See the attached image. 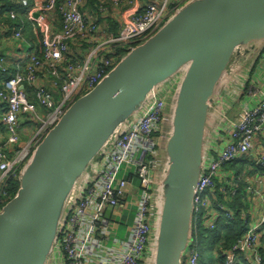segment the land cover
<instances>
[{"label":"built area","instance_id":"1","mask_svg":"<svg viewBox=\"0 0 264 264\" xmlns=\"http://www.w3.org/2000/svg\"><path fill=\"white\" fill-rule=\"evenodd\" d=\"M12 1L25 9L24 15L34 27L38 42L0 86V101L5 106L2 122L8 133L6 141L0 143V208L11 199L10 182L19 180L38 144L70 106L105 78L126 54L124 50L156 33L190 0H142L118 33L105 36L99 21L82 11L88 0ZM95 1L106 14L115 7H133L139 0ZM9 15L12 20L19 16L16 11ZM3 28L0 22V29ZM13 35L24 42L22 26L14 29ZM0 70L8 72L3 59ZM175 85L176 79L151 98L102 154L62 227L57 248L64 255L65 264H89L94 252L96 264H145L152 246L156 154L168 99ZM26 121L34 122L35 129L27 142L14 147L20 143ZM242 160L251 163L250 171L241 168L240 173L233 175L226 170L227 165ZM260 162L264 164V49L250 70L237 103L225 114L212 141L194 198L193 238L183 264H200L195 223L196 227L213 231L223 215L236 219L235 211L226 203L238 194L242 182L243 200L251 202L255 210V205L262 209L237 242L228 249L221 248V254L224 264H264V174H251L252 164ZM132 173L140 185L130 179ZM215 187L224 203L218 202ZM127 197L137 204L133 222L127 235L108 248L101 243L98 231L107 230L108 207L120 208Z\"/></svg>","mask_w":264,"mask_h":264},{"label":"water","instance_id":"2","mask_svg":"<svg viewBox=\"0 0 264 264\" xmlns=\"http://www.w3.org/2000/svg\"><path fill=\"white\" fill-rule=\"evenodd\" d=\"M263 49L264 0H190L131 47L70 106L22 168L16 195L0 209V264H48L102 154L175 79L159 145L164 154L157 163L151 262L183 264L212 141Z\"/></svg>","mask_w":264,"mask_h":264},{"label":"crops","instance_id":"3","mask_svg":"<svg viewBox=\"0 0 264 264\" xmlns=\"http://www.w3.org/2000/svg\"><path fill=\"white\" fill-rule=\"evenodd\" d=\"M32 1H35V0H32ZM141 2L142 0H139L137 2V5L133 7L130 5L115 7V8H112L108 13L104 14L99 10V6L95 0H88L87 6L83 7L82 11L99 21L102 36H105L107 33H118L119 30L122 27H124L125 24L129 21L133 12L137 9V7L141 5ZM10 4L11 6H9ZM10 11L18 12L19 16L16 20H12L10 18V15H9ZM24 13H25V9L22 8L21 5H19L18 3L12 0H0V22H2L4 26L3 29H0V61L1 59H3L4 66L8 68L7 73H4L0 70V86H1L2 81L8 77L9 73L16 70L18 65L21 64V62L24 60L27 54V51L34 44V42H38L37 35L35 34L34 29H33L34 27L31 25V22L27 19ZM20 26L23 27V37H24L23 43H22V39H17L13 35L14 29ZM171 96L172 94L170 95L168 102ZM169 104H168V108L166 111L167 114L169 110ZM4 110H5V106L0 101V143H4L8 135V133H6L7 129L5 128V125L2 122V114ZM34 129L35 127L28 128L27 126H25L24 133L22 136L25 139L22 140L21 144H16L14 145V147L22 146L25 142H27V140L30 138L31 134L33 133ZM163 154H164V151L163 150L161 151V148L159 147L157 149V154H156L157 162L159 161L160 158L162 162ZM260 164L262 167L257 168V169L258 170L262 169V170L258 172L252 168L251 174H254L256 172L264 174V164L261 162ZM133 183L136 186H138V181L133 180ZM85 187H86V184L83 186V189L81 190L80 195L82 194ZM136 191L137 190L133 192L135 195H136ZM122 203L123 205L120 208L111 211V214L108 217L109 223L107 225V230L104 231V228H101L98 231L100 232L98 234V237L100 238L101 243L108 248H112L116 240L122 239L127 235L129 227L131 226L133 219H134L137 204H133V202H131L130 197L123 199ZM259 207H260L259 205H255L254 206V208H256L255 210L253 209V204L251 202L244 201L243 208L241 209V211H239V216L241 217L242 222L245 225L246 229H247V226L250 224V222L254 220V217H257L258 215L257 211L258 212L261 211L262 207L260 208ZM70 212L71 210L69 211V213ZM60 235H61V232L59 236ZM58 240H59V237H58ZM58 240L49 258L48 264H65L66 263L64 255L61 254L57 248ZM263 243H264V238H263ZM151 258L153 262V258H154L153 253L149 252L146 255L145 264H152ZM96 263H97V260H96V255L94 252L90 256L89 264H96ZM103 264H109V263L104 262Z\"/></svg>","mask_w":264,"mask_h":264},{"label":"trees","instance_id":"4","mask_svg":"<svg viewBox=\"0 0 264 264\" xmlns=\"http://www.w3.org/2000/svg\"><path fill=\"white\" fill-rule=\"evenodd\" d=\"M9 6H11V4ZM128 51H129V48L124 50V53H127ZM256 166H257V168L262 167L260 163H256ZM130 179L134 180V181H138V185L141 184L139 179H137V176L133 173L130 174ZM13 181H17V180H12V182ZM12 182H10L9 188H8V193L11 196V198L16 195V193L20 187V184L18 183L19 180L17 183H14L11 185ZM244 189H245V183L242 182L240 185L238 194L232 198V201L230 203H226V204L230 205L231 208L235 211V213H236V219L235 220H230L225 215H223L221 217L219 223L217 224L216 229L213 231H208L206 229V227H204V226H197L196 227V223H195L194 237H195V245L198 248H199V244H200L199 235L201 232L202 233L203 232L208 233L210 236V239L212 237L211 245H213L215 243V240L220 238V241H219L220 249L217 252L216 257L214 258L215 261H217L216 264H224L225 258L221 254L222 250L228 249L229 247H231L232 244L237 242L241 238L243 233L246 231L245 225L243 224L242 219L239 216V211H241V209L243 208V203H244V201H243ZM215 194H216V198H217L218 202L224 203L223 197L221 196L218 187L217 188L215 187ZM221 248H223V249L221 250ZM220 250H221V252H220Z\"/></svg>","mask_w":264,"mask_h":264},{"label":"rangeland","instance_id":"5","mask_svg":"<svg viewBox=\"0 0 264 264\" xmlns=\"http://www.w3.org/2000/svg\"><path fill=\"white\" fill-rule=\"evenodd\" d=\"M173 91L174 90H172V93H173ZM25 126H27L28 128L35 127V123L32 121H26ZM6 133H7V131H6ZM22 136H23V134L20 132V143L19 144H21L22 140L25 139ZM250 164L251 163H249L248 160H246V161L242 160V161H240V163H233V164L227 165L226 170H228L229 172H231V174L234 175V173L235 174L240 173L242 171L241 168H243L247 171H250ZM252 165H254V167H252V168L255 169L256 171L260 172L262 170V169L258 170L255 163H253ZM258 172H256V173H258ZM17 182L18 181H13L11 183V185L14 183H17ZM3 206L4 205H2L1 208H3ZM199 239H200L199 251L201 254L200 264H214V263L216 264V261L214 258L216 257V254L220 249V244H219L220 238L215 240V243L213 245H211L212 237L210 239V236L208 233H204V232L202 233L201 232L199 235Z\"/></svg>","mask_w":264,"mask_h":264},{"label":"bare ground","instance_id":"6","mask_svg":"<svg viewBox=\"0 0 264 264\" xmlns=\"http://www.w3.org/2000/svg\"><path fill=\"white\" fill-rule=\"evenodd\" d=\"M121 113H122V111L121 112H119L117 115H116V117L114 118V119H116L119 115H121ZM119 121H117L115 124H114V122L106 129H104L103 131H102V133L96 138V140L94 141V143L92 144V146H97V145H100L103 141H104V139L107 137V134L111 131V129L115 126V125H117V123H118Z\"/></svg>","mask_w":264,"mask_h":264}]
</instances>
